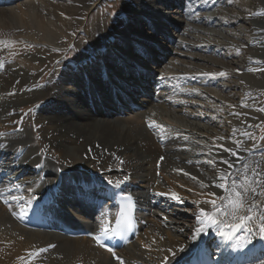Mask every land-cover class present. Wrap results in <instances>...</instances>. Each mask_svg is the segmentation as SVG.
Returning <instances> with one entry per match:
<instances>
[{
    "label": "bare ground",
    "instance_id": "6f19581e",
    "mask_svg": "<svg viewBox=\"0 0 264 264\" xmlns=\"http://www.w3.org/2000/svg\"><path fill=\"white\" fill-rule=\"evenodd\" d=\"M79 1L83 5L82 9L83 7L89 8L86 1L90 0ZM181 1L188 4L186 12L192 20L186 30L191 34L202 36L198 38L201 43L188 41L189 39L183 42L177 41L176 37H180L177 35L183 26L180 18H165V21L169 23L168 27H172V33L167 32L161 26L150 25L159 34V39L165 40L163 44L157 39L130 32L126 18L134 16L136 11L132 9L124 19L120 20L117 26L119 36L115 39L120 41L129 34L128 47L137 48L143 52L149 62L155 61L159 64L160 61L154 58V54L164 52L172 53V55L179 53L190 61L199 60L205 63L208 61L212 65L211 70L209 69L207 75L202 78V73H193V75L186 73L187 76L179 80L171 76L169 72H164L166 78L162 79L160 77L163 76L162 74L158 75L153 71L147 73L143 69L136 68L135 70L124 63H118V69L121 72L123 71L125 75L132 78V81L135 77L137 79L134 85H131L132 82L130 85L112 82V85L116 86L109 88L110 92L107 86L112 85L104 83L93 70V66L100 67L103 73L107 70L108 74H111L114 72L109 69L107 62L114 60V63L116 59H111L110 56L105 57L104 53L107 50L105 52L100 50L97 57L92 60L90 51H88L91 58L86 64L83 51L79 48L77 49L79 62L76 61L70 63L72 66L61 68L58 74L57 72L54 74H57L55 78L51 79L52 74L50 75L48 84L42 83L41 86L35 88L33 84L39 79L38 73H41L43 69L41 62L23 61L26 66L13 67L6 62L5 56H0V99L13 104L9 107L0 104V133L3 134L0 136V191H3L5 198L8 199V204L0 200V264H119L118 261L112 259L110 254L98 248L87 237L68 238L60 233H40L23 225L24 222L27 223L35 204L45 202L51 192V187L59 180H62L60 188L62 193L55 198L53 209L60 220L71 225L76 231L84 229L98 231L102 220L112 223L116 207L114 204L107 203L102 195L111 187L116 189L127 184L131 186V191L136 194L141 204V211L138 237L120 252L128 260V264H185L189 257L196 256V248L200 244L205 245L213 254L212 257L221 261V264H264V240H260L258 236H254L252 243L247 247L237 248L235 247L236 237L231 240L222 237L216 225L207 224L200 236L196 240L192 239L194 230L201 227L197 220L200 209L212 211V205L205 201L215 200L217 204H220L222 198L228 195L224 188L217 185L226 183L231 188L232 181L236 180L238 185L245 184L249 190V199L251 189L264 192V146L251 145L247 142L253 134L250 127L257 123V119H252L251 124L246 125L247 123L237 118L238 124H244L245 127L250 126L245 130L240 126L236 127L238 125H235L236 123L232 125L222 123L224 125L222 129L227 131L228 138L224 139L223 144L220 145L203 142L200 133H194L198 129L196 124L193 125L190 119L189 122L187 118L174 116L185 107L194 110L198 106L195 102L187 100L188 96L194 93H187L188 91L183 89L185 86L196 83L205 89L215 87L214 85L226 79L227 74L237 71L234 65L228 64L222 58L220 60L215 58L216 49L220 46H228L230 43H226V38H230L227 34H225L226 38H222L212 30L218 29L219 25H215V21L223 15L218 11L220 9L216 8L219 1ZM16 2L20 0H0V50L13 42L25 41L34 46L53 49L52 53L59 54L63 50L61 46L73 43L75 36L70 29L78 27V23L62 15L53 14L49 18L44 17L40 14L39 7L34 5L35 2L31 4L28 0L23 2L18 11L10 7ZM148 2L158 4L159 0H148ZM54 7L56 10L61 8L55 5ZM179 9L177 7L175 14L177 12L179 14ZM262 10L264 8L260 9V12ZM212 11L214 13L208 15V12ZM99 27L100 22H97L90 31L91 36L95 32H100ZM254 27L260 35L253 39L254 46L258 47L254 48L255 51L260 50L261 53L250 55L249 62L239 69L246 81L244 82L250 88L245 97L243 96L247 101L244 103L246 105L256 98L253 89H260L264 84V21ZM132 37L138 38L139 41L134 42ZM103 38L102 36V39L101 37L100 40L96 39L95 43L103 42L106 46L109 45L107 52H110L109 48L115 42L112 38L110 41ZM167 43L179 45L180 50H184L174 51L173 47ZM101 46L103 47L102 44ZM229 46L232 48V45ZM112 55L119 58L116 51ZM89 64L91 69L87 72L88 68L84 69V66H89ZM74 68L78 71L77 73L73 72ZM79 70L83 71L84 79L81 82L84 85L91 87L99 82L102 86L105 85V91L102 92L96 88L98 92L92 95L93 91L89 87L91 92L89 95L74 90L69 91V94L65 96L67 83L77 84L78 80L75 81L77 75L81 79ZM85 72L91 77L85 76ZM221 72L226 75H217ZM87 79H90V82L87 83ZM215 89L217 93L222 92L217 90L218 87ZM196 92L198 94V91ZM100 93L103 95L100 96ZM95 94L98 96L94 97ZM117 96L124 97L128 107L133 108V111L137 108L152 111L154 118L151 120L144 117V114H138L135 118L127 120L112 119L111 116L114 117L121 113L119 108L125 107L133 112L126 106L122 107L121 99V105L115 104L114 99L111 102L114 105L112 108L109 101L112 97L118 98ZM41 98H47L49 101L43 104L46 107L36 108L35 113L39 112L38 116L42 122L46 123L43 130L47 135L41 137L42 141H38L31 127L23 125L21 113L17 114V110L11 108L17 105L14 108L19 109L23 102L32 103ZM170 100H173V104ZM246 105L243 107L248 108ZM261 109L262 107H258L257 110H253L254 114L264 117V111ZM157 112L170 114L169 116L175 120L186 122L189 126L169 125L157 116ZM218 113L221 114L219 111ZM153 121L155 125H162L163 130L155 125L149 127V123ZM71 137L76 140H72ZM23 149L26 150L21 155ZM89 149H91L90 152ZM225 149L238 153L239 157L231 155ZM190 151H193V157L177 154L189 155ZM160 157H164L162 163L171 164L172 171L167 169L157 172L155 170L161 161ZM91 160L99 161L98 167H92ZM225 160L234 167L225 164L223 162ZM37 164L40 167H37ZM42 164L43 167H41ZM181 170L184 173H180ZM132 171H136L137 175H132ZM254 172L260 175H254ZM245 174L248 178L247 183L242 179ZM219 176H226L227 179L222 181L218 179ZM125 177L128 179L125 180ZM117 179L124 180L119 187L107 183L108 180ZM89 180H91L89 187L96 185L100 187V190L82 194L80 188ZM255 181H260V183ZM201 182L206 186L202 187ZM173 192L180 197V200L171 197ZM11 197L17 199L13 200ZM259 200L264 201V195H261ZM100 204L103 206L100 207ZM252 226L255 227V224ZM219 227L227 231L223 225ZM236 235L244 237L247 233L241 231ZM181 248L183 251L180 250ZM40 249H46V251L41 252ZM32 252L38 255L30 258L29 253ZM165 257L168 258L166 262Z\"/></svg>",
    "mask_w": 264,
    "mask_h": 264
},
{
    "label": "rangeland",
    "instance_id": "374dc122",
    "mask_svg": "<svg viewBox=\"0 0 264 264\" xmlns=\"http://www.w3.org/2000/svg\"><path fill=\"white\" fill-rule=\"evenodd\" d=\"M25 1L27 0H20V2H16L12 4L10 7L16 8L19 11L20 7L23 5V2ZM28 1H30L31 4L35 2L34 5L39 7V12L44 17L49 18L50 15L53 14L55 16L62 15V16H66V18L69 20H73L74 23H78V27L70 29L71 33L74 34L75 36L73 43H70L66 46H61L63 50L60 51L59 54H57L56 52L52 53L53 49H45V47L38 45L34 46L25 41L13 42L12 44L0 50V56L1 55L5 56V58L7 59L6 62L13 67H16L17 65L26 66V64L23 61H29V60H34V61L37 60L42 63L43 69L41 73H38L37 76L39 79L35 80V83L33 84L35 88L41 86L40 84L42 83L48 84L50 75L52 74L51 79L55 78V76L60 72L61 68L65 66H72V64L70 63H74L76 61L79 62L80 58L77 57L79 55L77 49L81 48V50L83 51L82 54L85 63L90 60L91 56H92V60L93 58L97 57V54L99 53L100 50H103L104 52L105 50L108 51L107 46L109 45L106 46L103 42L95 43L96 39L100 40V37L102 39V36L104 37L103 39H105L106 41H110V38H112L113 41L115 42L112 45V47L109 48L110 52L106 51L104 53L105 57L110 56L111 59H116V62L114 63H113L114 60L113 61L108 60L109 63L107 62V64H109L110 67L109 69L112 70V72L114 73L108 74V71L105 70L107 72L105 73L106 74L105 75L103 73V70L97 66H93L94 68L93 70L97 72V74L100 76L101 80L104 81V83L110 85L113 84L112 82H115L116 84H120V85L122 84L130 85L131 82H132L131 85H134V82H136L137 77H135L134 81H132V78H130L128 75H125L123 71L121 72L118 69L119 67L118 63L120 64L124 63V65H126L127 67H130L135 70L136 68L138 69L140 68L145 70V72L147 73L153 71L155 74L158 75L162 74L163 76H160L162 79L166 78L164 72L165 73L169 72L171 76L178 78L179 80L187 76V74L193 75V73L196 74L202 73L201 74V78H202V76L207 75L210 66H212L208 61L206 63L199 60L190 61L189 59L183 57V55H180L179 53L178 55H174V54L172 55V53H165V52L154 54V58L160 61L159 64L156 63L155 61L149 62V60H147L148 58L143 54V52L139 51L137 48L128 47V44L130 43L129 34H127L126 38H121L120 41H116V39L119 36L117 32L118 31L117 26H119L120 20L124 19L125 15L129 14L130 12L129 10L132 9L133 11H136L134 16H130L129 18H126V24L127 27H129L130 32H134V33L137 32L145 35L148 38L150 37L155 40L157 39L163 44L165 40L161 41L159 39L160 38L159 34L155 30H153L150 25L154 24L156 26H161L167 32L169 31V33H172L173 32L172 27L171 28L168 27L169 23L165 21V18H169V19L180 18L183 22V26L180 32L178 30L179 35L177 36L180 37H176L177 41L180 40L183 42L189 39L188 41L193 40L197 42L199 40L198 38H201L202 36L199 37V34H195V33L191 34L188 30H186L187 26L192 22V20H190V17L187 16L188 13L186 12V10L188 9V4L183 1L180 2V0H159V3L155 4V3H149L148 0H90V1H86V3H88L89 8L83 7L84 9L81 8L83 5L79 0H49V1L28 0ZM217 1H219V4L216 8L220 9L218 11L221 13V15L222 14L223 15L222 18L220 17L219 20L215 21V25L217 26L219 25L218 29L215 28L212 30H214L215 31L214 33L222 38L223 37L226 38L225 34H227V36H229L230 38H226V43L227 44L229 42L230 43L228 44V46H220L219 49H216L215 58L219 60L222 58V60H225L228 64L234 65L235 67H237V69H241L245 66L246 63L249 62L250 55L261 53L260 50L255 51V48L258 47L254 46L253 39L258 36L260 37L257 28H255L254 26L264 21V16L262 17L257 16L255 15V13L260 12V9L264 8V0H217ZM54 5L61 6V8L59 10H56ZM177 7L180 8L179 14L178 12L175 14ZM212 13H214V11L208 12V15H211ZM97 22H100V27H99L100 32H95V34L91 36L92 33L90 31ZM135 37H132L133 38L132 40H134V42L135 41L138 42L139 39ZM198 43L201 42L198 41ZM101 44L103 45V47L101 46ZM167 45L172 46L174 51L177 52L184 50V49L180 50L179 45L177 46L174 43L171 44L167 43ZM229 45H232V48H230ZM88 51H90L91 56L89 55ZM115 51L119 55V58H115V55H112ZM103 62L105 63L104 60ZM206 66H208L209 68L208 67L206 68ZM84 67H85L84 69L88 68L87 72H89V70L91 69L90 64L89 66H84ZM205 69H207L206 72ZM218 69L221 70V68ZM82 70H79V76H81V79H79L78 75L75 78V81L78 80L77 84L75 82L67 83L65 87L66 90L64 89L65 96L69 94V91H74V90L78 92L81 91L82 93L85 92V94L87 93V95L91 93L89 90L90 86H86L84 85L83 82H81L84 79V77L82 76L83 75ZM56 72L57 74L54 75ZM73 72L77 73L78 71H76V68H74ZM87 72H85L84 74L85 76H89L87 75ZM76 73L74 74L76 75ZM68 74L72 75L70 72H68ZM103 74L105 75L104 79L102 78L104 77ZM226 76H227L226 79L223 80L222 83L214 85L216 88L218 87L217 90L222 91L220 93H217L215 87H206L205 89L200 85H196V83L185 86L186 88L184 87L183 89L187 90L188 91L187 93H191V94L194 93L193 95L188 96L187 100L189 102L190 101L193 103L195 102L198 106L194 108V110L185 107L180 112H178L179 114H174V116L177 118L180 117L187 118L189 122L191 120L193 125L196 124L198 129L195 130L194 133L199 132L200 138L203 142H211L220 145L223 144L224 139L228 138L226 135L228 134L227 131L224 130V128L222 129V127H224L225 125L224 123L228 125H232L236 123L235 125H237L238 122L236 120L238 118L240 120H243L244 123H247L246 125H249L251 124L252 119H257L258 120L257 123L253 126L251 125V127L250 126L245 127L244 124H240V123L236 127L240 126V128L242 127L244 128V130L247 129V127L252 128V132H253L251 138L252 140L250 139V141L247 142H250L251 145L261 144L262 146H264V140L261 139L262 137H264V121H263L264 117H259L258 114L255 115L253 112V110H257L258 107L260 108L262 107V109H264V84H262L263 86L260 87V89L259 88L253 89L255 90V95H256L255 99H257L256 102L255 99L250 100L249 104L246 105L244 103H247V101L245 100L244 97L248 89L250 90V88L249 85L245 83L246 82L245 79H243V77L241 76V71L239 70V72L236 71L235 73L233 74L230 73L227 74ZM88 82H90V79H87V83ZM113 86L116 85L114 84L110 87L107 86V90L111 92L110 89ZM96 88H98L99 91L102 90V92H104L105 91L104 89H106L104 84L102 86V84L98 82L96 85L94 86L92 85L90 87V89L93 91V93H91L92 95L94 94V92L96 93V91L98 90V89L96 90ZM196 91H198V94ZM7 94H9V92H7ZM101 95H103V93H100V96ZM96 96H98V94L94 95V97ZM211 96L214 98H212ZM117 97L118 98L116 99V101H114L115 104L121 105L120 102L122 101L123 102L122 107L126 106L127 108H129L128 107L129 105H127L126 103L127 100H124V97L122 96H117ZM114 98L112 97L111 101L109 102L111 103L114 100ZM4 101L5 99H0V104H2L3 106L6 105V107L13 105L10 102L8 103ZM48 101L49 100L47 98H41L36 102H32V103L23 102V104H21L22 107H19V109L14 108L17 105L11 108L17 110L16 111L17 114L21 113L20 115L23 116L22 118L23 125L31 127L32 132L35 135V137L38 139V141H42L41 137L47 135L43 130V128L46 126V123L42 122V119L38 116L39 112L35 113V110L39 106L46 107L43 106V104L47 103ZM171 101L173 104V100H170V102ZM212 101L214 102L212 103ZM215 104L218 107H216ZM243 104L248 106V108L243 107L244 106ZM251 104H253V106ZM113 106L114 105L112 104L111 107L113 108ZM212 106L214 108H212ZM222 107L224 108L221 109ZM129 109L133 111L132 110L133 108H129ZM224 109H226L225 112H223ZM218 111L221 112V114L218 113ZM121 113H122L121 115H123L121 116V118H119L120 114L114 117L111 116V118L127 120L129 118H135V116H137L138 114H144V117H147L151 120L154 118V115H152L153 114L152 111H148L146 108L139 109L137 110V112H130L128 109L123 107ZM157 114H158L157 116H160L159 118L163 119L164 122L168 123L169 125H176V126L178 125V127H183L184 125H187L186 122H182L181 120L180 121L175 120L174 118L169 116L170 114L165 115L162 114L161 112H157ZM190 114L191 116H189ZM72 140H76V139L72 138ZM187 148L188 145L186 149ZM177 154H179L180 156L181 155L182 156L186 155L191 157L194 156L193 151H190L189 155L182 153H177ZM98 165H99V161L91 160L92 167L96 168L98 167ZM170 166L171 164L168 162L164 164L162 163V161H159L155 170L157 172L159 170H167V169L169 171H172V168ZM179 172L184 173L183 171H179ZM132 175L136 176L137 175L136 171H132ZM159 177H161L160 174Z\"/></svg>",
    "mask_w": 264,
    "mask_h": 264
},
{
    "label": "snow or ice",
    "instance_id": "6c2138e0",
    "mask_svg": "<svg viewBox=\"0 0 264 264\" xmlns=\"http://www.w3.org/2000/svg\"><path fill=\"white\" fill-rule=\"evenodd\" d=\"M257 16H264V10L261 12L255 13ZM239 72V69H237ZM219 76H225L226 73H218ZM264 111V109H261ZM155 125V122H150L149 127ZM163 130L162 125H155ZM0 136H3L0 133ZM264 140V137L261 138ZM91 149H89V152ZM225 151L229 152L233 156L239 157V154L236 152H232L230 149H225ZM114 155V154H113ZM164 157H160L162 161ZM225 164H229V167H234V165L230 164L229 161H223ZM123 163V161H121ZM37 167H40L37 164ZM182 171V170H181ZM254 175H260L259 173H255ZM128 179L125 177V180ZM195 179V177L193 178ZM218 179L226 180V176H219ZM242 179L247 183V175L245 174ZM256 183H260V181H255ZM91 180L87 183L83 184L80 188L82 194H87L89 184ZM108 184L115 185L119 187L124 180L117 179L115 181L108 180ZM201 186L205 187L206 185L201 182ZM218 187H222L228 192V195L222 198L221 203L217 204L215 200L205 201V203H210L212 205V211H206L201 208L199 211V215L197 216V220L200 222L201 227L194 230L193 240H196L200 234L204 231V226L207 224H212L217 226V231L219 235L231 240L233 237H236L237 244L235 247L244 248L252 243V238L254 236H258L260 240H264V201H260L259 197L264 195V192H257L256 189H251V198L248 197L249 190L245 187V184H237L236 180L232 181L231 188L226 183H222L217 185ZM214 195V194H212ZM171 197L176 200H180V197L176 193H171ZM11 199L15 200L16 197H11ZM125 200L131 201L132 197L130 194H126L124 197ZM0 200H2L5 204H8V199L5 198L3 191H0ZM226 201V202H225ZM260 211L257 212L256 210ZM103 215V213H102ZM123 218V219H122ZM117 228H112L110 223L107 220H102L99 227V234L94 235L93 239L96 241L97 245L106 248L107 251L111 252L112 255L120 261V264H124L122 258L116 256V253L112 247H109L104 241L106 239H110L113 236H123V232L121 231V227L130 228L131 220L125 216L124 208H121V212L116 220ZM255 224V227L252 225ZM223 225L227 231L221 229L219 226ZM244 231L247 233L244 237H238L236 234ZM183 251V248L180 249ZM39 251H46V249H40ZM171 251V249L169 250ZM38 255L36 252L29 253L30 258H35ZM212 253L205 247V245L200 244L197 245L196 248V264H221L219 260L212 259ZM23 259V258H21ZM167 257H165V262L167 261Z\"/></svg>",
    "mask_w": 264,
    "mask_h": 264
}]
</instances>
